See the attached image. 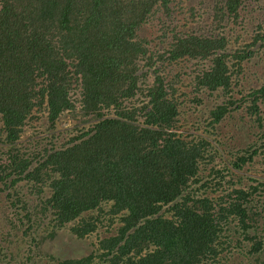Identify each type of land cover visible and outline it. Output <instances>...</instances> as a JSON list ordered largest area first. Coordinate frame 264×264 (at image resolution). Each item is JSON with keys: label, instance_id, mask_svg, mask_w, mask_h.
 I'll return each instance as SVG.
<instances>
[{"label": "trees", "instance_id": "trees-1", "mask_svg": "<svg viewBox=\"0 0 264 264\" xmlns=\"http://www.w3.org/2000/svg\"><path fill=\"white\" fill-rule=\"evenodd\" d=\"M259 73L264 0H0V264H224L232 232L260 254ZM42 112L72 125L21 145ZM103 227L95 256L46 249Z\"/></svg>", "mask_w": 264, "mask_h": 264}, {"label": "rangeland", "instance_id": "rangeland-1", "mask_svg": "<svg viewBox=\"0 0 264 264\" xmlns=\"http://www.w3.org/2000/svg\"><path fill=\"white\" fill-rule=\"evenodd\" d=\"M159 26L156 23L151 24L150 27H148V30H145L143 32V35L146 36L149 39H153L160 36ZM153 49L151 53H154V51H165V48L159 41V39L156 38V40H153ZM158 46V47H156ZM159 64L156 66L158 69ZM148 71V69H142V72L145 74ZM151 72V70H150ZM147 73V77L145 79V86L148 87L149 84L152 82L153 75H150ZM164 73H170L169 69L164 70ZM250 72H247V75H249ZM247 75L245 77V80H242L241 84L243 89H248V86L256 85L259 81L256 77L251 75L253 78H247ZM259 76L261 77V80L263 79V75L259 73ZM27 122L26 126H24V134L21 137V145L31 148L34 146L32 143L33 141L41 142L40 144H44L46 137H52L53 132L55 134H61L66 128L71 127L72 123L70 120L63 119L60 122H58V128L57 130H50L48 127L45 126L47 122V113H35L27 118L25 121ZM43 124V127L41 125ZM59 140L58 142H60ZM249 170H246L244 174L252 176L248 173ZM261 176V174H259ZM237 180V178H235ZM0 188H2V185L0 184ZM0 196L3 200L4 192L0 190ZM261 195L257 194L254 199L251 201V205L253 207H259L263 206L261 203H258L260 201ZM260 226L263 224V220L260 221ZM11 231V226H9L8 222L4 220V217L0 214V238L2 239L3 234H8L6 232ZM4 232V233H3ZM261 238L264 239V231L259 230ZM13 233V232H12ZM115 233L114 227H112L109 231H106V227H103L100 229L99 233L93 232L89 237H85L84 239L80 240L76 237H73L70 234L62 233V235L57 238V240H54L51 245H46V249L50 247V249L53 251L52 254L54 255L53 261H64V260H82L85 259V257H88L89 255L95 256L98 251L101 249V242L105 239L110 238ZM12 235V236H11ZM10 235V239L13 240V234ZM20 236L21 233L19 234ZM232 238V245L230 249L224 251L223 253V263L224 264H264V249L261 250L260 254L251 255L249 254V250H251L252 245L248 243L243 236L237 235L236 233H231ZM1 241V240H0ZM2 243V241H1ZM21 245H25L20 241ZM6 246V244H3ZM53 245V248H52ZM25 250L28 246H22ZM25 255L20 257L17 260H23ZM256 257H259V263L255 260ZM39 260L38 262H40ZM45 261H51L49 259H45ZM34 263L32 261L30 264Z\"/></svg>", "mask_w": 264, "mask_h": 264}]
</instances>
